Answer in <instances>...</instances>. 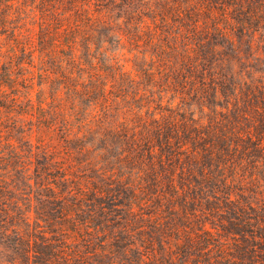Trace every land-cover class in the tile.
I'll return each mask as SVG.
<instances>
[{"label":"trees","instance_id":"1","mask_svg":"<svg viewBox=\"0 0 264 264\" xmlns=\"http://www.w3.org/2000/svg\"><path fill=\"white\" fill-rule=\"evenodd\" d=\"M0 264H264V0H0Z\"/></svg>","mask_w":264,"mask_h":264}]
</instances>
